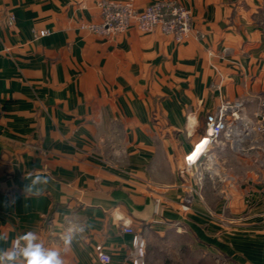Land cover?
I'll return each mask as SVG.
<instances>
[{
  "label": "crops",
  "instance_id": "obj_1",
  "mask_svg": "<svg viewBox=\"0 0 264 264\" xmlns=\"http://www.w3.org/2000/svg\"><path fill=\"white\" fill-rule=\"evenodd\" d=\"M98 1L0 0V264H26L17 237L64 264H104L100 251L133 264L122 220L186 234L199 262L264 264V168L214 149L234 181L226 202L197 198L178 172L224 102L264 116V0H178L193 13L182 44L135 27L111 38L82 30L101 20ZM29 176L49 178L39 195L23 191ZM121 195L137 206L150 196L158 215L137 221ZM223 208L244 222H215Z\"/></svg>",
  "mask_w": 264,
  "mask_h": 264
},
{
  "label": "built area",
  "instance_id": "obj_2",
  "mask_svg": "<svg viewBox=\"0 0 264 264\" xmlns=\"http://www.w3.org/2000/svg\"><path fill=\"white\" fill-rule=\"evenodd\" d=\"M97 8L101 20L82 24V30L111 38L135 27L145 34L160 31L171 36L178 44L187 42L194 35L193 13L178 0H156L143 10L136 7L135 0H99ZM14 20V17H10L9 24H14ZM49 34L48 30H42L34 32L33 37L39 39ZM263 133L264 116L260 120H253L246 114L242 102L226 101L208 123L204 135L186 154L178 172L181 177L188 178L190 188L192 182L196 186H202L206 174L222 179L214 149L224 150L227 146L242 157L254 159L264 168V146L260 143ZM182 209L189 211V204H183ZM122 224L123 231L134 237L132 263L142 264L145 255L144 243L126 220H122ZM28 250L31 248L21 238H14L12 252L16 258H24L23 254ZM98 257L104 264L111 262V257L103 251L99 252Z\"/></svg>",
  "mask_w": 264,
  "mask_h": 264
},
{
  "label": "rangeland",
  "instance_id": "obj_3",
  "mask_svg": "<svg viewBox=\"0 0 264 264\" xmlns=\"http://www.w3.org/2000/svg\"><path fill=\"white\" fill-rule=\"evenodd\" d=\"M260 143L264 146V133L260 137ZM219 168L222 179L213 178L209 174H206L202 186H196L195 182H192V194L201 199L206 190L208 192L210 191L214 197L213 200H224L226 202L229 199L228 189L232 188L234 181L230 179V176H228L221 166ZM156 215H158L157 208ZM244 218L245 216L242 215L229 217L224 208L222 211L215 212L212 215V219L219 224L242 223L244 222ZM129 224H132V222H129ZM135 230L145 246V255L142 264H146V262L148 264H215L213 261L206 263L203 256L200 257L201 262L196 261L198 255L202 254V252L195 251L193 240L184 233L179 234L174 231H168L161 234L153 231L143 232L140 229Z\"/></svg>",
  "mask_w": 264,
  "mask_h": 264
},
{
  "label": "clouds",
  "instance_id": "obj_4",
  "mask_svg": "<svg viewBox=\"0 0 264 264\" xmlns=\"http://www.w3.org/2000/svg\"><path fill=\"white\" fill-rule=\"evenodd\" d=\"M27 179L31 182L23 185V191L34 195H39L40 193V190L35 188L36 185H46L49 182V178L47 176H29ZM17 199L18 197L16 194H11L4 200L3 204L4 206H8L9 203L15 204ZM82 230L83 229H81V231ZM71 242L72 237L70 235L64 237L65 252L68 251ZM23 255L26 264H64L59 252L52 250L44 251L42 248H37L36 246H34L31 250L25 251Z\"/></svg>",
  "mask_w": 264,
  "mask_h": 264
},
{
  "label": "water",
  "instance_id": "obj_5",
  "mask_svg": "<svg viewBox=\"0 0 264 264\" xmlns=\"http://www.w3.org/2000/svg\"><path fill=\"white\" fill-rule=\"evenodd\" d=\"M121 199L128 205L132 216L139 222L149 224L156 213V205L149 196L144 206H137L131 202L126 196L121 195Z\"/></svg>",
  "mask_w": 264,
  "mask_h": 264
},
{
  "label": "bare ground",
  "instance_id": "obj_6",
  "mask_svg": "<svg viewBox=\"0 0 264 264\" xmlns=\"http://www.w3.org/2000/svg\"><path fill=\"white\" fill-rule=\"evenodd\" d=\"M220 175H222L221 172H220Z\"/></svg>",
  "mask_w": 264,
  "mask_h": 264
}]
</instances>
